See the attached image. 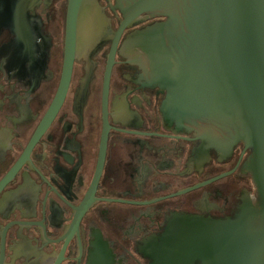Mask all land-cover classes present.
Listing matches in <instances>:
<instances>
[{
    "label": "flooded vegetation",
    "instance_id": "af4514ba",
    "mask_svg": "<svg viewBox=\"0 0 264 264\" xmlns=\"http://www.w3.org/2000/svg\"><path fill=\"white\" fill-rule=\"evenodd\" d=\"M66 2L0 0V264H154L137 243L167 229L169 211L201 216L193 203L209 192L232 218L240 199L229 193L255 192L242 169L248 151L236 144L221 160L210 147L199 174H177L199 139L163 128L164 92L122 77L139 71L118 52L159 17L72 58L58 99Z\"/></svg>",
    "mask_w": 264,
    "mask_h": 264
},
{
    "label": "water",
    "instance_id": "95a60500",
    "mask_svg": "<svg viewBox=\"0 0 264 264\" xmlns=\"http://www.w3.org/2000/svg\"><path fill=\"white\" fill-rule=\"evenodd\" d=\"M106 1L117 18V30L97 0L66 2L58 99L72 58L91 57L106 40L115 46L124 28L159 17L125 36L118 52L130 68L137 65L139 75L125 72L122 77L158 86L164 92L163 128L173 124L199 139L178 175L192 169L199 174L211 158L210 147L223 160L240 144L248 151L242 169L255 189L229 193L240 199L232 218L224 213L228 207L207 192L193 203L201 216L169 211L163 226L168 228L137 247L154 264H264V0ZM210 209L225 218L212 217Z\"/></svg>",
    "mask_w": 264,
    "mask_h": 264
}]
</instances>
